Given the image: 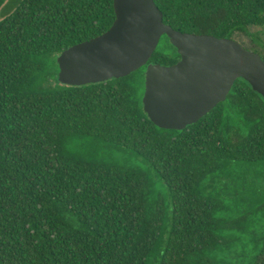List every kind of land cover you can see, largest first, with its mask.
<instances>
[{"label":"trees","instance_id":"obj_1","mask_svg":"<svg viewBox=\"0 0 264 264\" xmlns=\"http://www.w3.org/2000/svg\"><path fill=\"white\" fill-rule=\"evenodd\" d=\"M0 0V264H264V98L237 79L186 130L144 112L145 71L59 82L113 0ZM190 34L264 29V0H154ZM180 58L163 36L149 63ZM252 251L250 257L243 256ZM245 257V258H242Z\"/></svg>","mask_w":264,"mask_h":264},{"label":"water","instance_id":"obj_2","mask_svg":"<svg viewBox=\"0 0 264 264\" xmlns=\"http://www.w3.org/2000/svg\"><path fill=\"white\" fill-rule=\"evenodd\" d=\"M20 0H9L5 11ZM110 29L63 51L59 82L85 86L145 71L144 112L159 128L182 130L226 101L237 79L264 98V60L237 40L190 34L163 21L154 0H113ZM180 60L171 66L149 63L163 36Z\"/></svg>","mask_w":264,"mask_h":264},{"label":"rangeland","instance_id":"obj_3","mask_svg":"<svg viewBox=\"0 0 264 264\" xmlns=\"http://www.w3.org/2000/svg\"><path fill=\"white\" fill-rule=\"evenodd\" d=\"M251 32L264 42V29L251 28ZM234 40H237L243 47H245L248 50L261 49L258 43H253L251 39L247 36L240 35L237 39H234ZM252 254H254V252L249 251V252H246L245 255L243 256H246L248 258ZM242 258H245V257H242Z\"/></svg>","mask_w":264,"mask_h":264},{"label":"flooded vegetation","instance_id":"obj_4","mask_svg":"<svg viewBox=\"0 0 264 264\" xmlns=\"http://www.w3.org/2000/svg\"><path fill=\"white\" fill-rule=\"evenodd\" d=\"M179 56H180V55H179ZM179 60H180V58L177 60V62H178ZM177 62H176V63H177ZM176 63H175V64H176ZM172 65H174V64H172ZM170 66H171V65H170ZM229 94H230V93H229ZM227 97H228V96H227ZM203 117H204V116H203ZM203 117H202V118H203ZM202 118H200V119H202ZM200 119H199V120H200ZM199 120H198V121H199ZM198 121H197V122H198ZM197 122H196V123H197ZM193 124H195V123H193ZM193 124H192V125H193ZM190 126H191V125H188V126H186L184 129H182V130H186V129H187L188 127H190ZM182 130H179V131H182Z\"/></svg>","mask_w":264,"mask_h":264}]
</instances>
